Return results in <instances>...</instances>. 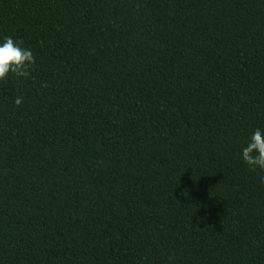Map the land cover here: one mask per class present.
Masks as SVG:
<instances>
[{"label":"trees","instance_id":"obj_1","mask_svg":"<svg viewBox=\"0 0 264 264\" xmlns=\"http://www.w3.org/2000/svg\"><path fill=\"white\" fill-rule=\"evenodd\" d=\"M4 37L0 264H264V0H0Z\"/></svg>","mask_w":264,"mask_h":264},{"label":"clouds","instance_id":"obj_2","mask_svg":"<svg viewBox=\"0 0 264 264\" xmlns=\"http://www.w3.org/2000/svg\"><path fill=\"white\" fill-rule=\"evenodd\" d=\"M36 64V58L30 48L23 46L22 41L11 37L0 39V81L11 77L17 79L29 75V69ZM24 102L23 96H17L15 105ZM241 157L251 170L264 171V131L255 129L242 147Z\"/></svg>","mask_w":264,"mask_h":264}]
</instances>
